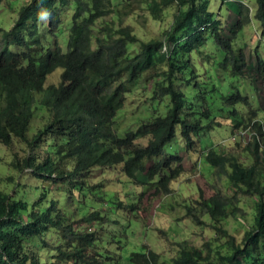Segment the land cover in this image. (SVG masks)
I'll return each mask as SVG.
<instances>
[{"label":"trees","instance_id":"16d2710c","mask_svg":"<svg viewBox=\"0 0 264 264\" xmlns=\"http://www.w3.org/2000/svg\"><path fill=\"white\" fill-rule=\"evenodd\" d=\"M130 1L23 2L11 28H0V143L9 147L18 140L28 145L30 151L21 163L17 160L12 164L18 170H30L38 178H74L96 167L122 163L131 182L152 185L153 195H165L171 192V183L185 171L184 156L176 150L167 154L165 147L179 130L185 151L195 152L193 135L221 127L211 106L217 95L227 108L226 116L222 108L217 111L221 118L230 121L231 132L248 129L250 138L246 143L234 141L239 150L232 153L219 152L213 146L204 152L200 150L205 163L227 177L233 194L215 191L205 198L199 190L196 203L202 206V212L191 204L185 206V214L199 226H206L202 216H209L214 241L223 236L229 249L222 253L217 248L215 260L202 250L189 256L183 244L175 243L178 247L170 257L171 263L264 264V103L257 100L261 116L254 110L244 114L236 106H249L247 95L233 84L225 93V86L211 82L202 69L205 63L216 67L221 78L223 74L245 77L253 84L257 99H263L264 58L253 52L249 62L245 48L236 51L232 41L250 22L249 6L237 1L229 37L220 17L208 10V0H135L146 5L154 20H162L163 12L172 3L178 6L169 29L161 37L143 40L132 26L121 22L122 16L134 11ZM255 2L253 15L260 24V38L264 39V0ZM64 9H70L71 16L66 50L62 52V41L58 39L62 33L58 30ZM136 44L134 52L129 45ZM58 68V85L46 86L47 77ZM140 77L156 85L151 99L159 97V103L160 99H167L168 107L164 115L155 114L156 111L151 119L119 137L113 129L115 116L124 106L131 83ZM37 111L45 112L49 121L33 130ZM33 131L28 139V133ZM141 138H148L145 146L136 144ZM243 155L250 163L243 162ZM241 196L254 200L255 213L250 228L238 241L223 228L222 222L240 212ZM22 205L25 208L26 203ZM51 209L53 206L35 217L33 222L37 224L33 229L22 231L16 201L0 193V264H45L32 247L27 252L24 247L29 245V236L39 235L51 222ZM63 219V213H55L54 230L65 243L56 247L49 264H68L72 254L73 258L82 259L83 252L99 241L92 233L73 235V226L64 224ZM103 220L97 212L81 219ZM129 258L135 264H159V254L149 249L133 252Z\"/></svg>","mask_w":264,"mask_h":264},{"label":"rangeland","instance_id":"374dc122","mask_svg":"<svg viewBox=\"0 0 264 264\" xmlns=\"http://www.w3.org/2000/svg\"><path fill=\"white\" fill-rule=\"evenodd\" d=\"M25 1L4 0L1 3L0 28L7 29L12 25L17 10ZM237 1L239 0H208V10L220 17L219 19L224 26V33H227L229 37H231L228 32L229 26L236 19L234 15ZM242 1L249 6L251 18L242 31L232 37V41L236 51L245 48L247 60L250 62L253 58V52L264 58V39L260 38V24L253 15L255 0ZM130 2L134 3V11L127 16L121 15L123 18L121 22L132 26L143 40L161 37L163 32L169 29L178 8L174 2L163 12L162 20H154L145 4H139L135 0ZM70 9L72 10V7ZM70 9H64L62 13L63 23L58 30L59 34L62 33L58 39H61L64 44H59V49L63 52L66 50L65 40L71 16ZM129 47L133 48L135 52L138 45H129ZM206 47L210 50V43ZM198 60V63H200L201 59ZM215 68L205 63L202 65V69H205L211 82L225 86V93L228 91L229 84H233L243 95H247L249 106L239 104L236 106L239 111H244V114L249 115L254 110L261 116V105L259 107L258 101L263 105L264 93L262 95L263 99H257L255 88L249 79L242 76L226 77L224 74L221 78ZM60 72L61 69L58 68L50 74L47 77V84L55 85L59 81ZM201 74H204V72H201ZM145 80L140 77L138 81L131 83V91L126 96L124 106L115 116L113 129L120 137L127 131L135 130L142 121L151 119L154 112L158 111L155 114H165L168 107L167 99H160V103L159 97L151 99V97H154L156 85L154 82L147 83ZM262 91L264 92V89ZM221 103V100L215 95L211 106L215 110L214 116L218 117L222 123L221 127H217L208 133L200 132L199 135L194 137L196 145L193 151L195 152H191L190 155L185 153L179 130H176L174 139L165 147L164 152L167 154L176 150L186 156L185 171L177 180L171 183L172 193L167 196L152 195V185H146L145 187L135 185L127 179L124 173L121 172V168L117 166L93 169L90 173L75 176L73 179H76V181L52 182V180H45L43 177L37 178L28 169L19 171L12 164L17 160L21 163V159L30 151L28 145L18 140H15L9 147L0 146V189L8 192L11 197L14 196V200L21 204L24 200L33 201L39 196L40 191L45 190L48 205H51L53 199L57 202V208L66 215H70L71 220H78L80 219L79 214L85 215L92 211L105 213L109 221L106 219L104 223L100 224L101 227L99 224L93 225V228L90 226V229L102 238L105 230L108 231L107 236L104 237V246L95 245L94 247H98L97 249L101 251L107 249L119 252L122 256V262L118 264L130 263L131 253L146 252L145 247L159 254V264H172V258L170 257L175 254V249L178 247L175 244L177 242L183 244L187 255L202 250L204 253L209 252L215 260H218L215 254L217 248H220L222 253H226L229 249L226 238L220 236L214 241V233L207 226L211 225L212 222H209L205 216L204 223L206 226L199 227L198 224L195 225L186 216L185 206L192 204L202 212V206L196 203L199 190L203 191L205 198L213 195L215 191L223 195L231 196L233 194V188L230 186L227 177L220 174L216 168L205 163L202 158L203 152L207 151L210 145L223 153H232L235 149L239 150L233 145L234 140L230 139L231 134L236 132L237 129L231 132L230 121L227 117L221 118V114L217 111L222 108L225 111L224 117L226 116L227 108ZM48 121L49 118L45 112L37 111V116L33 120V130ZM33 134L34 131L33 133L29 132L27 138L30 139ZM146 141V139L138 140L137 143L145 145ZM237 141L240 140L237 139ZM222 142L224 145L220 144ZM243 162L248 164L250 160L246 157ZM15 185L20 194H17L13 188ZM141 193H144L142 197L139 196ZM238 199L240 212L236 216L228 217L222 222V226L228 233L235 235L238 241H241L244 232L253 223L255 208L252 198L241 196ZM130 205H134L135 208L131 209L129 207V209L128 206ZM81 227L84 229V225ZM45 239L46 245H49L56 241L57 237L54 234H48ZM49 253L50 249L46 246L42 250V256L45 257Z\"/></svg>","mask_w":264,"mask_h":264},{"label":"clouds","instance_id":"9594fccd","mask_svg":"<svg viewBox=\"0 0 264 264\" xmlns=\"http://www.w3.org/2000/svg\"><path fill=\"white\" fill-rule=\"evenodd\" d=\"M0 6H1V4H0ZM230 7H231V5H230ZM255 8H256V4H255ZM14 21H13V23H14ZM13 23H12V25H13ZM11 26L9 28H7V29H3V28H1V29L2 30H9L11 28ZM1 41H2V39H1V34H0V43H1ZM58 83H59V81L55 85L57 86ZM45 85L47 86V85H54V84H47V79H46V84ZM241 131H244V134H240ZM196 136L197 135H193L194 149H195V145H196V140L194 139V137H196ZM249 136H250V132L248 131V129H240V130L234 132V134H231L230 139L234 140V141H237V139H239L243 143H246V141H248L249 138H250ZM143 139H146L148 141V138H141V139H138V140H143ZM138 140H136V144H138L137 143ZM147 141H146V144H147ZM220 144L224 145L223 142L220 143ZM233 144H235V143H233ZM1 145L4 146V147H7L6 145L0 143V146ZM145 145H142V146H145ZM185 153H187V151H185ZM189 155H190V153H189ZM184 158L186 159V156H184ZM115 166L120 167L121 168L120 169L121 172L124 173L123 164L122 163L118 164V165H115ZM184 166H185V163H184ZM111 167H114V166H111ZM111 167H105V168H111ZM96 168H99V167H96ZM96 168H93V169H96ZM100 169H103V168H100ZM23 170H25V169H23ZM23 170H19V171H23ZM92 170H90L87 173L92 172ZM19 173H21V172H19ZM87 173H85V174H87ZM124 175L126 176L125 173H124ZM56 176H58V175H56ZM79 176H81V175H79ZM43 178L45 180H52V182L62 181V180L76 181V179L74 180L73 178H68L65 175L63 176V178H55V177L51 178L50 176L49 177H43ZM9 180H11V179H9ZM132 183H134L135 185H137L139 187L142 186V184H140V183H136V182H132ZM16 185H18V184H16ZM16 185L13 188L15 189L17 194H20V191L17 189ZM145 186L146 185H144L142 187H145ZM34 189H37V188H34ZM170 190H171V188H170ZM0 193L7 194L11 200H14V198H15L14 196L11 197V195L8 192H4L2 189H0ZM171 193H172V190H171V192L169 194H171ZM151 194L153 195L152 191H151ZM169 194L157 195V196H167ZM143 195H144V193H141L139 196L142 197ZM23 203H26L25 208L22 205ZM22 204L19 203L18 201H16V207L18 209V212H17L18 213V222H19V227H20V229L22 231H28V230L33 229L36 226V224H37V222H33L35 217H40V214L44 211V209H50L53 206V209H51V212H50V220H51V222L46 225V227L43 229V231L39 235H31V236H29L28 237L29 245L24 247L26 252L30 250V247H32L33 250H34L35 255H37V257H38L40 262L45 263V264H49L52 261L53 255L56 254V252H57L56 251V247L60 243H65V239H62L60 237V235L57 234L55 232V230H54L53 219H54L55 213H63L64 214L63 222H64V224L70 223L73 226V229H74L73 235H76L77 232L86 233V234H91L92 233L93 235H95L99 239V241L96 242L95 245L104 246V243H105L104 237L107 236V232L108 231L105 230L104 237L102 238L99 235H96L93 232V230L90 229V226H92V228H93V225L96 226V224H99V226H100V224L104 223L106 221V219H107V221H109L108 216L105 213L101 214V211H92V212H90V213H95V212L100 213L104 217L103 222H99V221H81V219L83 217H85L89 213H87L85 215L79 214L80 215V219L71 220L70 219V215H66V213H64L63 211H61L60 209L57 208V202H55L53 199L51 200V205H48V200L46 198V191L45 190L40 191L39 196L37 198H35L33 201L28 202V201L24 200V201H22ZM132 206H134V205H130V206H128V208L132 207ZM134 208H135V206H134ZM205 216H206V214H204L202 216L203 220H204ZM206 217H207L208 221L210 222L209 216H206ZM189 219L193 222V220L190 217H189ZM27 225H30L29 228L27 227ZM82 225H84V229H82V227H81ZM32 226H33V228H32ZM207 226L211 227L210 225H207ZM199 227H204V226H199ZM212 231H213V229H212ZM48 234L56 235L57 239L53 243H50L49 245H46L45 237ZM37 243H39V244H37ZM46 246L50 249V253H49V255L43 257L42 256V250ZM94 246L88 247L83 252L82 259L79 258V257L73 258V254H72L69 257L68 264H118L119 262H122V256H121V254L119 252H114V251L107 250V249H102V251H101L100 249H97L98 247H94ZM145 249L148 250L147 247H145ZM127 264H135V263H132V262L128 263L127 262Z\"/></svg>","mask_w":264,"mask_h":264},{"label":"built area","instance_id":"2783aa9c","mask_svg":"<svg viewBox=\"0 0 264 264\" xmlns=\"http://www.w3.org/2000/svg\"><path fill=\"white\" fill-rule=\"evenodd\" d=\"M240 134H244V131H241Z\"/></svg>","mask_w":264,"mask_h":264},{"label":"bare ground","instance_id":"6f19581e","mask_svg":"<svg viewBox=\"0 0 264 264\" xmlns=\"http://www.w3.org/2000/svg\"><path fill=\"white\" fill-rule=\"evenodd\" d=\"M54 69V68H53Z\"/></svg>","mask_w":264,"mask_h":264}]
</instances>
